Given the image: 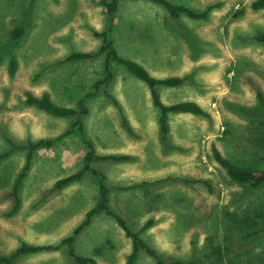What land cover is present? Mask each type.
<instances>
[{"label": "rangeland", "instance_id": "rangeland-1", "mask_svg": "<svg viewBox=\"0 0 264 264\" xmlns=\"http://www.w3.org/2000/svg\"><path fill=\"white\" fill-rule=\"evenodd\" d=\"M169 1L197 12L222 4L207 18H174L157 2L122 0L111 21L100 0H0V254L22 242L60 243L99 201L91 172L55 186L86 163L88 148L76 130L34 151L18 188L20 207L8 214L27 163L24 147L67 131L75 119L28 105L26 92H48L77 108L105 75L104 58L68 57L98 51L102 38L95 31H109L119 54L153 76L185 78L178 86H158L164 103L194 100L209 116L169 113L163 133L148 85L124 65H112L114 78L84 100L85 136L99 154L129 158L94 162L107 177L109 211L94 215L75 236V252L95 264H125L133 240L119 215L163 264H264V235L247 234L264 227V216L256 214L264 215V187L238 185L213 155L216 146L238 164L264 168V43L256 40L264 33V9L253 10L252 0ZM239 9L244 14L236 17ZM20 26L24 35L12 41ZM15 264L78 263L64 245L22 255ZM134 264H157V258L142 250Z\"/></svg>", "mask_w": 264, "mask_h": 264}, {"label": "trees", "instance_id": "trees-1", "mask_svg": "<svg viewBox=\"0 0 264 264\" xmlns=\"http://www.w3.org/2000/svg\"><path fill=\"white\" fill-rule=\"evenodd\" d=\"M122 0H100V3L104 6L106 13L110 17V20L113 21L114 14L118 11L120 2ZM162 5L169 14L177 18L182 13H185L194 18H207L209 13L214 10V8H218L221 6V2L211 3L204 11L197 12L192 8H189L185 5L175 4L169 0H151ZM250 6L253 10H261L264 9V0H252ZM244 14L243 9H239L235 14L238 15ZM25 33V29L20 26L12 30L11 39L12 41H17L22 38ZM95 34L102 38V44L98 51L94 52H73L69 55L68 60H76V59H87L93 57L103 56L104 58V70L105 75L96 81L94 84V91L88 92V94L81 97L78 101V107H69L62 105L52 99L51 95L48 92H44L41 95H36L31 91L26 92V103L30 106H34L38 109H41L51 115L59 116V117H67L74 116L75 119L71 124V128L67 131L57 135L56 137L50 138H40L36 142L29 141V144L24 147L28 149L27 154V163L21 173L17 181H15L14 188L12 191V195L14 196V206L11 211L8 212L9 215H13L16 213L20 207L21 201L17 195L18 188L21 185L22 180L24 179L27 171L30 168L31 160L33 158V153L38 148H49L53 146L56 142L64 140L67 136L72 134L74 131L78 130L82 135V138L87 145L88 151L86 155V163L82 169L79 171L64 176L56 181L55 186L57 188H63L76 180L80 179L86 172H91L95 175L98 187H99V201L98 203L89 209L85 218L82 222L74 229L73 234L68 237H65L61 240L60 243L57 244H30L28 242H22L19 246H17L12 252L8 254H0V264H15L16 260L22 255L29 254H37L46 251H55L60 249L62 246L66 245L69 249V254L75 259L78 264H95V260L92 257H86L78 255L73 247V243L75 240V236L79 234V232L88 225L92 217L101 212L109 211L107 203L108 199V187L106 184V174L102 172L100 169L94 166V162L96 160H108L113 159L116 161L128 159V155H101L94 148L93 143L87 139L85 136L84 122L82 117L86 115L89 111L88 107H86L84 100L86 97L94 95L98 90L101 89L102 86L108 85L109 82L114 78V72L112 70V65L114 63H119L124 65L131 73H133L137 78L145 82L149 89L151 98L153 100L154 105L160 111L159 124L160 129L163 133H167L169 131V122L168 116L169 113H189L198 116H209L208 112L196 101L194 100H183L171 104H166L161 99V95L158 91L159 85L164 86H178L185 81V78L173 76L166 78H158L153 76L147 68H145L142 64L135 60H131L128 58H124L121 56L115 47L114 41L109 37V31H95ZM256 40L264 43V33H259L256 36ZM18 68V61L15 57H12L9 62V73L14 75ZM260 100L264 103L261 92H259ZM242 109H247L246 107H242ZM252 113H256L257 111L251 110ZM13 145L17 146L15 143ZM213 155L217 163L226 171L227 175L231 180H233L238 185L245 187L248 191L251 189H259L260 187H264V168H259L253 165H242L232 161L230 158L225 156L223 152L216 146L213 147ZM195 182H198L195 180ZM256 214L258 213L256 210ZM115 219L119 223V225L125 230L128 236L132 237L133 240V248L131 253L129 254L127 261L125 264H134L142 250H145L148 254L157 258V264H163L161 259H159L156 251L150 247L141 237L138 232L132 231L124 218L119 215L115 216ZM152 224V220H148L146 226ZM255 229L253 233L250 231L247 233L249 237L253 236L254 239L261 237L264 235V227L258 229V227H252ZM260 230L262 232L260 233ZM252 260L248 259L245 264H251ZM175 263L180 264L179 261ZM188 264V263H181Z\"/></svg>", "mask_w": 264, "mask_h": 264}]
</instances>
